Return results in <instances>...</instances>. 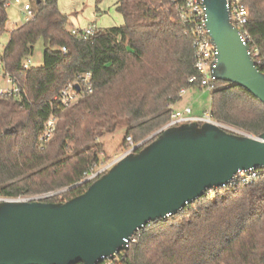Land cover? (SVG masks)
<instances>
[{
    "label": "trees",
    "instance_id": "obj_1",
    "mask_svg": "<svg viewBox=\"0 0 264 264\" xmlns=\"http://www.w3.org/2000/svg\"><path fill=\"white\" fill-rule=\"evenodd\" d=\"M250 48L264 57V0H242ZM0 0V38L7 13ZM178 0H117L120 26L83 39L71 34L69 15L57 0L34 4L35 15L9 32L3 69L27 98H0V196L26 197L67 188L42 201L63 202L83 193L84 173L103 163L105 132L125 125L134 142L170 119L181 90L197 87L192 38L178 13ZM43 45L42 64L21 69ZM67 52L63 54L61 48ZM91 73L92 91L64 107L54 95L77 74ZM212 119L259 136L264 104L245 88L216 81L210 93ZM57 118L49 142L39 140L48 117ZM101 161V162H100ZM213 196L209 189L179 213L150 222L137 241L118 254L121 264H264V171L235 181ZM82 264V263H77ZM104 264V263H100Z\"/></svg>",
    "mask_w": 264,
    "mask_h": 264
},
{
    "label": "water",
    "instance_id": "obj_2",
    "mask_svg": "<svg viewBox=\"0 0 264 264\" xmlns=\"http://www.w3.org/2000/svg\"><path fill=\"white\" fill-rule=\"evenodd\" d=\"M203 5L218 51L216 80L241 86L264 104V72L232 24L227 0ZM250 170L264 171V132L254 136L195 122L166 128L73 198L1 201L0 264H100L127 250L126 240L150 222L179 213Z\"/></svg>",
    "mask_w": 264,
    "mask_h": 264
},
{
    "label": "built area",
    "instance_id": "obj_3",
    "mask_svg": "<svg viewBox=\"0 0 264 264\" xmlns=\"http://www.w3.org/2000/svg\"><path fill=\"white\" fill-rule=\"evenodd\" d=\"M44 0H39V2ZM178 13L181 21L186 25V33L192 38V48H193V67L196 70V75L190 76L188 82L195 84L198 89H204L211 93L216 88V78L213 74V70L217 64V54L218 51L214 44L211 42L208 35V30L206 28L207 14L206 8L203 5V0H178ZM37 0H4V7L16 6L19 11L24 16V22L32 19L35 15L34 4ZM228 10L230 13V20L232 24L239 30L242 41L247 45L249 36L247 31L244 29L245 24L249 18V10L245 6L242 0H227ZM98 31V27L92 22L91 24L83 27L76 28L71 27L70 32L73 35L81 37L83 39L90 38L95 35ZM248 46V45H247ZM61 52L65 54L67 50L62 47ZM248 52L253 59L255 66L264 72V57L261 56L260 51L257 48H250L248 46ZM32 59L29 56L25 57L21 62V69L27 70L32 66ZM0 76L4 79L5 84L0 86V98H14L18 100H23L27 98L26 90L21 87L8 72L3 69L2 53H0ZM79 86V89H77ZM92 82L91 73L89 71L77 74L76 77L67 82L64 87L53 96L52 102L57 103L60 106L67 107L75 102L80 95L84 93H91ZM185 89H182L180 94L183 93ZM57 118L50 115L44 124L43 131L40 135L39 140L42 142H47L54 134L55 125ZM195 122L198 124L203 123H214L226 128L231 132H237L232 127L221 124L214 119H212L209 109L205 110L203 115L193 114L190 106H185L183 108H175L172 106V112L170 119L165 122L161 127L157 129L156 133L162 130L178 126L185 123ZM128 143V148L122 152L119 157L112 160L111 162L102 163L99 166H94L92 169L84 173L83 178L80 183H91L97 179L100 175L105 173L121 156L134 152L135 150L143 147L142 142L136 143L132 140L131 136L125 138ZM263 170H250V171H240L238 172L233 180L227 185H232L235 181L240 180L242 182H249L254 179ZM64 190L50 191L41 194H35L26 197H2L1 201H19V200H43L45 198L52 197L54 195H59ZM138 232V231H137ZM137 232L131 236L127 242V246L134 244L137 241ZM121 252V251H120ZM117 255L111 259H105L101 263L104 264H121Z\"/></svg>",
    "mask_w": 264,
    "mask_h": 264
},
{
    "label": "rangeland",
    "instance_id": "obj_4",
    "mask_svg": "<svg viewBox=\"0 0 264 264\" xmlns=\"http://www.w3.org/2000/svg\"><path fill=\"white\" fill-rule=\"evenodd\" d=\"M116 1L117 0H57V5L61 12L69 15L71 27L83 28L94 22L96 27L103 31L110 27L120 26L123 23L122 15L115 11L114 5ZM6 13L8 20L6 32L0 38V53L3 52L9 39V32L24 22V16L19 11L18 7H6ZM42 51V41L39 40L34 46L33 53L30 55L34 66L42 64ZM4 84V79L0 76V86ZM210 104L211 96L209 91L193 87L185 89V91L181 93V99L175 103L173 107L181 109L185 106H190L192 112L194 111L193 114L203 115L204 111L210 108ZM125 128V125L120 123L113 132H105L101 137L96 139V142L102 144L103 152L100 154V159L103 163L111 162L122 154L123 149L121 146L123 147L125 145ZM234 129L239 133H246L243 130ZM156 131L157 130L139 139L136 143L142 142L143 146L146 145L151 141ZM51 138L47 142H49ZM131 138L133 140V137ZM241 183L246 182L241 181ZM64 189L65 188H62L60 191ZM219 189L222 191L225 187ZM217 191L218 190L212 189L210 195L213 196Z\"/></svg>",
    "mask_w": 264,
    "mask_h": 264
},
{
    "label": "crops",
    "instance_id": "obj_5",
    "mask_svg": "<svg viewBox=\"0 0 264 264\" xmlns=\"http://www.w3.org/2000/svg\"><path fill=\"white\" fill-rule=\"evenodd\" d=\"M70 20V19H69ZM99 29V28H98ZM194 112V111H193Z\"/></svg>",
    "mask_w": 264,
    "mask_h": 264
}]
</instances>
